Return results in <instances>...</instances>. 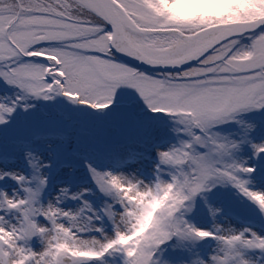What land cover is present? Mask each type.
<instances>
[{
  "label": "snow or ice",
  "instance_id": "6c2138e0",
  "mask_svg": "<svg viewBox=\"0 0 264 264\" xmlns=\"http://www.w3.org/2000/svg\"><path fill=\"white\" fill-rule=\"evenodd\" d=\"M0 264H264V0H0Z\"/></svg>",
  "mask_w": 264,
  "mask_h": 264
}]
</instances>
